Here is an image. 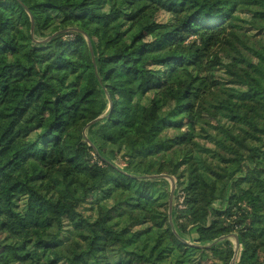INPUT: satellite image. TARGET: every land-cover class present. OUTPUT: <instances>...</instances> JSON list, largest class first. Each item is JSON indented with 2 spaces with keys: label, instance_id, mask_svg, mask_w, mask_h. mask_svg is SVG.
Listing matches in <instances>:
<instances>
[{
  "label": "trees",
  "instance_id": "16d2710c",
  "mask_svg": "<svg viewBox=\"0 0 264 264\" xmlns=\"http://www.w3.org/2000/svg\"><path fill=\"white\" fill-rule=\"evenodd\" d=\"M259 53L264 0H0V264H264ZM161 172L183 194L177 232L205 212L193 244L171 227L167 181L149 178ZM78 223L86 247L71 243ZM231 234L235 262L229 239L213 244Z\"/></svg>",
  "mask_w": 264,
  "mask_h": 264
},
{
  "label": "rangeland",
  "instance_id": "374dc122",
  "mask_svg": "<svg viewBox=\"0 0 264 264\" xmlns=\"http://www.w3.org/2000/svg\"><path fill=\"white\" fill-rule=\"evenodd\" d=\"M246 16H247L246 14H241V17L243 19H247ZM166 19H167V15L166 14H161L159 16V18H158V20L160 22H163ZM69 31H71V30H68L66 32H69ZM157 32H158L157 30L152 31V33L147 37V40H151L152 38H154L157 35ZM94 41H95L94 42L95 47L97 49H100L101 48V41H100L99 35H96L94 37ZM219 50H220L218 52L219 55L223 56V61L226 62L227 59H228V51H229V49L227 47H223V48H221ZM251 60H252V62L254 64V69H252V71H254V75L264 76V54L259 53V54L255 55V56H253L251 58ZM212 75L214 76V78L217 81L222 82L225 85L224 87H228V82L230 81V78L223 72L222 69H217V70L213 71ZM255 109L260 114H262L263 111H264L263 108L261 106H259V105H256ZM192 121H193V119H192ZM197 121L201 122V124L198 125L197 127H200V128L204 127L205 129H208V127H206L204 123H207V122L208 123H213L212 120L207 118L206 111L204 110L203 107H198L197 117H196V121L194 123L196 124ZM195 124H194V126H195ZM2 127H3V124L0 122V132L2 130ZM88 129H89V127L87 128V125L83 129L84 135H86V136H88V133L86 132ZM184 129L185 130H190L191 129V125L185 126ZM200 134L202 136L204 135L203 130L200 132ZM168 135L172 136L173 132L172 131L168 132ZM197 140L202 142V143H205L206 139L205 140H201V138H198ZM179 149L182 152H185L188 149V147L187 146H183V145L182 146L179 145ZM8 156H9L8 152L3 153V157L4 158H8ZM111 163L114 164L117 167H120L122 165V161H121L119 156H116L114 159H112ZM159 174L169 175V176H171L173 178V180L175 182V179H174V177L171 174H168L166 172H161ZM155 175H158V174H155ZM163 179H165L167 181V183H168V192H169V199H170V189H171V184H172L171 180L169 178H163ZM145 186L149 190L151 188L156 187V185L154 183H152V182H146ZM221 189H222V185L218 184L217 185V191H216L217 196L221 195ZM183 200H184L183 199V194L180 193V192L177 193V188H176V184H175V190H174L173 201H172L171 218H169V221H170V224H172L171 227H172L173 231L175 232V234L177 235V237L181 241L193 244L194 243L193 239L196 237V233H195L196 228H197L198 225H200L202 222H204L206 220V216L204 214L205 213L204 210L200 209L198 206H192L190 219L183 221V223H185V225L187 226L188 234H183V233L177 232L176 227L174 225V220H173L172 213H173V208H174L175 205L178 208H180V209H183L185 207L183 205ZM214 206L215 207H219L220 206V200H217L215 202ZM169 216H170V212H169ZM130 218L134 219V220L138 219V214L136 212H133V214L130 216ZM93 219H95V217ZM107 220H108V218H105L106 223H108ZM69 229H72L74 231V233L71 236V243H73V244H75V245H77L79 247H86L87 243L89 241V233H88L87 229L84 226H82V224H80V223L74 224V225L71 224L69 226ZM127 235H128L127 233L126 234L122 233L121 236H119V238L125 237ZM234 235H236V234H234ZM228 239H229V241L231 242V244L233 245V247L235 249V246H236L235 238L231 236ZM238 240H239V250H238V254H239V252H240L242 247H241V242H240L239 237H238ZM97 244H99L101 246H105L109 250H115L118 247V245H117L118 242L116 240H110V239L106 238L105 235L102 232H99V239L97 241ZM238 254H237L235 259H234V256H233L234 262L237 260Z\"/></svg>",
  "mask_w": 264,
  "mask_h": 264
},
{
  "label": "water",
  "instance_id": "95a60500",
  "mask_svg": "<svg viewBox=\"0 0 264 264\" xmlns=\"http://www.w3.org/2000/svg\"><path fill=\"white\" fill-rule=\"evenodd\" d=\"M31 19V22H32V30L31 32L33 33V17H30ZM68 30H71V29H66V30H62V31H59L55 34H62ZM48 38L46 39H43L41 40L42 42L48 40ZM86 39H87V43H88V47H89V51H90V54H91V57H92V61L94 62V55H93V48H92V43H91V40L86 36ZM112 105V102L111 100L109 99V106L111 107ZM102 117H99L97 119H94L92 120L91 122H89L87 124V128L88 127H91L93 126L95 123H97ZM89 142V145H92L91 142L88 140ZM149 178L151 179H163V178H169L171 180V189H170V199H169V212H170V216L169 218H171V211H172V201H173V194H174V190H175V182L173 180V178L169 175H163V174H158V175H153V176H150ZM172 225V224H171ZM234 237L235 238V241H236V246H235V249H234V259L236 258L237 254H238V250H239V240H238V237L234 234H231V235H226V236H222L220 237L218 240H216L215 242H213V244L217 243L218 241H221V240H226L228 239L229 237ZM234 262V260H233ZM233 264V263H232Z\"/></svg>",
  "mask_w": 264,
  "mask_h": 264
}]
</instances>
